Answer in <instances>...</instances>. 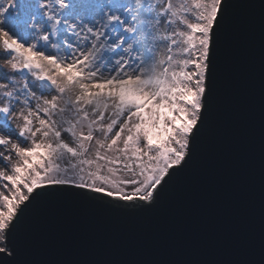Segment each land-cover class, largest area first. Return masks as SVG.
<instances>
[{"label":"snow or ice","instance_id":"obj_1","mask_svg":"<svg viewBox=\"0 0 264 264\" xmlns=\"http://www.w3.org/2000/svg\"><path fill=\"white\" fill-rule=\"evenodd\" d=\"M238 9L259 18L264 241V0H0V264H120L38 261L25 244L58 200L166 207L217 134Z\"/></svg>","mask_w":264,"mask_h":264},{"label":"water","instance_id":"obj_2","mask_svg":"<svg viewBox=\"0 0 264 264\" xmlns=\"http://www.w3.org/2000/svg\"><path fill=\"white\" fill-rule=\"evenodd\" d=\"M237 11L246 26L230 43L221 80L217 134L206 142L202 159L166 207L147 218H125L58 200L33 223L25 244L29 258L120 264H264L259 18L256 13Z\"/></svg>","mask_w":264,"mask_h":264}]
</instances>
